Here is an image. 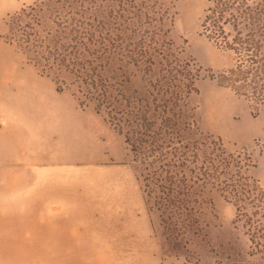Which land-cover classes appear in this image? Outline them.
Wrapping results in <instances>:
<instances>
[{
	"label": "rangeland",
	"instance_id": "rangeland-1",
	"mask_svg": "<svg viewBox=\"0 0 264 264\" xmlns=\"http://www.w3.org/2000/svg\"><path fill=\"white\" fill-rule=\"evenodd\" d=\"M213 2L0 0V264H234L249 254L223 187L201 196L188 233L147 202L153 139H139L145 125L159 131L171 79L182 86L174 128L197 142L199 165L222 147L264 191V108L220 81L235 55L205 34ZM137 12L143 26L122 51L142 43L153 59L95 61L108 44L102 19L113 31Z\"/></svg>",
	"mask_w": 264,
	"mask_h": 264
},
{
	"label": "trees",
	"instance_id": "trees-1",
	"mask_svg": "<svg viewBox=\"0 0 264 264\" xmlns=\"http://www.w3.org/2000/svg\"><path fill=\"white\" fill-rule=\"evenodd\" d=\"M102 20L103 29L108 30L99 36L108 44L103 46V52H98L95 61L113 58L111 55L117 56L118 51L120 54L124 52L123 57L135 65L141 64L147 56L153 59L155 54L144 48L142 43L140 52L122 51L123 45L133 44V39L141 31L143 17L140 12L125 22L115 24L117 28L113 31L111 21ZM203 28L210 41L235 55V65L227 75H222L221 83L250 100L256 108H264V0H214L205 16ZM96 35L98 33L92 31V36ZM116 42L121 43L114 48ZM90 48L95 52L99 50ZM89 56L86 51H81L76 58L85 60ZM176 87L182 89L181 84L171 79L168 91L172 90V95L164 102L166 110L159 131L152 132L153 128L145 125V133L139 139L140 146L153 139L146 159L153 168L150 171L151 184L146 186L147 202L154 200L164 214L168 212L175 228L188 233L198 226L196 207L201 196L209 188L223 187L234 201L235 222L242 224L250 242L249 254L234 264H264V191L258 180L247 175L248 166L243 164L241 157L228 154L222 147L213 148L199 165L197 142L193 146L192 143L184 145L181 138L187 128H174L182 112L181 108L179 114L176 112L181 104ZM107 90L104 94L110 98L112 94ZM190 90L187 88L188 93ZM151 111L147 108L143 113L148 115ZM120 131L123 132L121 127Z\"/></svg>",
	"mask_w": 264,
	"mask_h": 264
}]
</instances>
